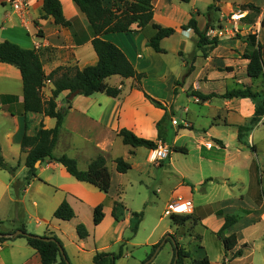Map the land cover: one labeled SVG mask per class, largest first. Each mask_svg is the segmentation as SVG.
I'll return each instance as SVG.
<instances>
[{"label":"crops","instance_id":"1","mask_svg":"<svg viewBox=\"0 0 264 264\" xmlns=\"http://www.w3.org/2000/svg\"><path fill=\"white\" fill-rule=\"evenodd\" d=\"M103 1L107 5L115 1L121 6L117 0ZM25 2L26 11L19 15L8 0H0V42L7 40L27 49L39 44L37 50L41 52L46 74L61 66L76 65L83 69L97 63L89 23L72 0H59L63 16L70 22L66 27L55 24L51 17L42 18L40 0ZM152 4L153 22L175 29L173 35L161 41L166 53H156L147 45L148 38L154 33L150 26L139 29L133 24L130 32L103 35L102 39L114 43L124 52L137 72L145 74L141 89L134 87L133 79L115 75L107 78L106 82L110 86L122 83L118 97L112 98L104 93L74 96L52 151L55 157L66 155L73 158L79 170H86L92 159L102 155L110 174L107 193L89 183L77 181L60 163L49 158L36 166L37 178L24 183L26 167L25 153L20 149L22 136L35 134L40 126L52 129L56 121L38 113L23 115L20 72L12 65L0 62V150L3 160L10 166H16L14 175L0 169V222H7L3 224L7 225L4 233L14 232L20 227L29 232L19 215L11 213L19 205L27 210V205L37 214L35 234L56 236L69 252L72 264H82L79 254L88 253L92 262L96 252L110 253L114 245L122 243L126 230H132L137 221L138 229L144 217L141 212L140 218L131 217L124 206V191L130 181L127 173L140 168L138 163L131 161L143 148L122 143L118 131L126 129L137 137L169 147L168 158L153 164L155 167L166 165L174 177V180H168L170 187L164 198L165 206L176 198L192 204L191 212L184 214L191 219L181 226L173 225L169 217L168 224L157 231L163 217L159 218L135 264L144 262L152 253V247L167 234L176 238L180 247L191 254V259H187L185 264H191L193 258L203 255L210 264H264V147H261L264 138H260V135L264 136V116L251 130L242 132L239 141L238 127L248 125L254 112L250 98L212 97L200 101L191 96V92L220 95L245 87L253 91L263 89L264 71L260 78H250L246 71L249 60L244 55L259 44L263 46L264 58V0H221L217 3L213 0H190L186 3L152 0ZM211 4L217 10L207 16L205 13ZM232 15L239 17L235 19ZM191 16L195 17L200 31L209 24V37L211 30L222 31L218 44L207 51L205 57L196 47V33L189 28L181 29ZM167 42L174 44L169 46ZM170 53L180 57L181 62L174 60L167 64L163 57ZM190 67L191 71L186 75ZM177 81L180 84L175 87ZM175 88L176 95L173 94ZM52 89L51 82L45 84L42 88L45 98L50 97ZM66 94L63 92L56 99L58 108L65 105ZM145 94L164 104L166 110L154 106ZM181 94L194 99L199 108L191 113L188 106L182 107L181 117L185 123L178 127V122L173 125L171 120H174L175 101ZM215 100L219 104H214ZM165 113L169 118L162 128L161 141L156 123ZM186 131L193 133L194 137L180 142V133ZM208 142L210 147H207ZM174 147L183 151H174ZM121 149H126V152L119 155ZM140 154L143 156L142 152ZM179 154L192 156L191 160L184 166H178L175 156ZM118 157L130 164L131 169L126 173L116 171L114 160ZM144 161L149 163L146 155ZM143 182L140 179L138 183ZM64 200L75 213L70 221L53 217L55 209ZM114 202L119 203L117 219L112 215ZM98 205L103 208V219L94 225L93 209ZM43 209L47 212L43 213ZM226 215L236 217V222L224 230V236L234 235L236 238V245L230 250H226L217 237ZM78 223L85 224L88 231L85 239L77 237L75 227ZM67 232L71 240L79 243L78 246L73 241L63 243ZM11 241L0 243V264H41L39 254L26 241L17 242V238ZM69 247H76V250ZM238 250L242 253L235 255ZM161 251L159 264H170L172 243L165 242Z\"/></svg>","mask_w":264,"mask_h":264},{"label":"trees","instance_id":"2","mask_svg":"<svg viewBox=\"0 0 264 264\" xmlns=\"http://www.w3.org/2000/svg\"><path fill=\"white\" fill-rule=\"evenodd\" d=\"M80 11L85 15L93 38L91 44L95 54L97 55V63L93 66H87L79 69L76 65L61 66L46 74L43 70L41 60V52L39 50L22 48L21 46L10 42H0V62L16 67L21 75L23 101V115L29 113H38L55 119V126L52 129H44L42 126L33 135L24 134L21 138L20 149L25 153L24 166L26 167V176L24 183L37 178L36 166L37 162H41L46 158L60 163L65 170L74 177L77 181L89 183L97 187L100 191L107 193L110 187V174L106 166L105 158L102 155H97L90 161L86 170H79L76 161L66 155L55 157L52 154L53 148L57 142L59 129L67 110L71 107V100L68 96L72 92H77V95L90 96L95 93H104L105 95L116 98L121 94L122 83L120 86H110L106 79L111 76H120L122 79L131 78L134 81V87L141 89V81L145 78L144 73L136 71L132 63L128 60L124 52L114 43L102 39V36L108 33L130 32L131 26L136 24L139 29L150 26L154 33L147 40V45L156 53H166L161 47V41L174 34L175 29L171 27H163L153 22V4L152 0H117L121 3L118 6L114 1L111 5H107L103 0H72ZM170 1V0H167ZM180 2H189L190 0H177ZM221 0H213L217 3ZM43 16L42 18H53L55 24L60 26H68L67 21L62 12L59 0H40ZM217 10L214 4L208 6L205 15H209L211 11ZM209 24L206 28L200 31L197 28V21L194 16H191L186 24L181 26L182 30L192 29L198 36L196 47L201 51V55L205 57L207 51L212 50L219 42L217 37L207 36ZM212 29V28H211ZM263 46L259 45L252 52L244 55L249 60L246 71L250 78H260L264 71V58L262 54ZM191 71V67L187 70L186 75ZM50 81L53 89L49 98H45L42 93V88L46 81ZM180 82H175V87ZM67 92L63 107L58 108L56 99L58 96ZM176 88L173 94L176 95ZM191 96L200 101L208 100L212 97L223 99L229 98H250L254 104V112L250 118L248 125L238 127V140L241 141L242 132H247L256 126L264 116V87L260 91H253L250 87H245L236 90H228L223 94H208L203 95L199 92H191ZM145 97L156 107L166 110V106L161 102L151 98L147 94ZM169 115L165 116L156 123L158 131V139L163 141L162 128L166 125ZM25 128L27 129V121L25 120ZM118 136L124 145H129L133 148L143 147L154 149L157 146L156 142L146 140L135 136L131 131L121 129L118 131ZM174 151H183L181 148H173ZM116 171L126 173L131 169L129 163L123 158L118 157L114 160ZM0 169L14 175L16 166L8 165L1 156L0 150ZM18 193L20 192L17 190ZM119 203L114 202L112 215L115 219L116 211ZM135 217L140 218L141 213H134ZM53 217L61 221H70L75 217V213L67 201H62L53 213ZM103 219V208L101 205L93 209V224L97 225ZM173 225L181 226L191 218L188 215H173L170 217ZM138 222V221H137ZM137 222L133 225L132 231L137 229ZM236 222V217L226 215L224 224L217 232V237L222 241L226 250L232 249L236 245L234 235L224 236V230ZM25 235L27 244L34 249L40 257L41 264H70L63 249L62 243L54 235L37 236L28 234L24 227H20ZM77 237L85 239L88 236V231L84 224L78 223L75 227ZM4 234V232H0ZM43 238H52L53 240L45 241ZM174 238V237H173ZM12 238L0 237V243ZM175 246H173V257L171 263L177 255L175 264H185L187 259H191V254L183 250L178 244L176 238ZM170 242V240H166ZM160 242L152 247V253ZM61 250V251H60ZM151 253V254H152ZM241 250L235 252V255H240ZM121 249L117 254L96 252L92 258L93 264H115L116 259L121 257ZM147 257V259L151 256ZM191 264H210L208 258L203 255L193 258Z\"/></svg>","mask_w":264,"mask_h":264},{"label":"rangeland","instance_id":"3","mask_svg":"<svg viewBox=\"0 0 264 264\" xmlns=\"http://www.w3.org/2000/svg\"><path fill=\"white\" fill-rule=\"evenodd\" d=\"M148 30L153 33L150 27H148ZM173 44L174 43H166V45L169 46ZM163 58L167 61V64H170L174 60L175 62H181L180 57H176L171 53ZM150 79L152 80V78ZM214 104H219L218 100H215ZM186 106L189 107L191 113L193 112V110L199 108L197 107L198 105L194 102V99H192L191 97H186L182 94L178 96L175 101V107L173 108V118L174 120H176V122H178V127L184 126L185 120L181 117V108ZM262 132L264 134V131ZM180 134V142L189 141L190 139H192V137H194L193 133H189L187 131L181 132ZM260 138H264V136L260 135ZM261 147H264V143L261 144ZM124 150L126 149H121L118 154H124L126 152ZM139 150L140 152L135 154V156L133 157L134 159L131 162L138 163L140 165V168H135L127 173L128 179L130 181L129 186H127L124 191V206L131 217H133V213L140 212L144 215V217L139 223L138 229L135 234H133L132 230L128 228L125 232L124 240L122 241V243L116 244L111 248L112 250H110V253L113 254H117L120 249L123 250L122 256L119 259H116L115 264H135V259L143 254L146 238L158 223L159 218L163 217L162 214L165 207L164 198L168 188L170 187L169 181L174 180L172 173H170V171L168 172V168L166 165L155 167L153 163H146L144 161V156L147 154V151H144V148H141ZM141 152L143 153V156L142 154H140ZM191 157L192 156H184L182 154L176 155V164L178 166H184L188 161L191 160ZM140 179L144 181L141 184L138 183ZM20 195L21 193L19 192V196ZM25 207L27 210H23V208L19 205L16 208L17 210L14 208L13 210H11V213L13 216L19 215V218L21 219L20 221L26 225L27 230L29 231L27 232L28 234L36 235L34 231V225L36 223L35 217L37 214L32 207L29 208V206L27 205H25ZM42 212L46 213L47 210L43 209ZM168 221H170L169 217H163L162 220L159 221V227L156 228V230H160L162 225L166 226L168 224ZM6 223L7 222H5L4 220L3 222H0V232H4V229L7 227V225L3 224ZM6 241L12 242L11 239ZM24 241H26L24 237H17V242ZM72 241L73 240H71L70 238V233H65L63 243L67 244ZM123 243H125V245H123ZM73 244L77 246L79 245V243H77L76 241H73ZM70 248L76 250V247H69L68 249ZM84 251H87V248H84ZM160 251L150 264H159L162 261V251ZM66 253L67 252L65 251V254ZM79 255L81 256L80 259L82 264H92L91 258H88V253ZM66 256L68 258V262L72 264V258L69 255V252L66 254Z\"/></svg>","mask_w":264,"mask_h":264},{"label":"built area","instance_id":"4","mask_svg":"<svg viewBox=\"0 0 264 264\" xmlns=\"http://www.w3.org/2000/svg\"><path fill=\"white\" fill-rule=\"evenodd\" d=\"M10 3L12 9L15 13L22 15L26 11V2L25 0H8ZM239 15L233 16L232 18L238 19ZM222 36V31H210V37H217L220 38ZM34 48L37 50L40 48L39 44H34ZM50 81H46V83H49ZM171 123L173 125H176V120H171ZM210 142L207 143V147H210ZM170 154V149L167 145L158 142L156 148L154 149H148L146 154V160L149 163H157L160 161H164L168 158ZM192 209V204L190 201L184 200L182 198H176L175 200L169 202L164 210H163V217H171L173 215H184L189 214Z\"/></svg>","mask_w":264,"mask_h":264},{"label":"water","instance_id":"5","mask_svg":"<svg viewBox=\"0 0 264 264\" xmlns=\"http://www.w3.org/2000/svg\"><path fill=\"white\" fill-rule=\"evenodd\" d=\"M76 95H77V92H72L68 96V99L71 100ZM38 164H39V162H37L35 164V166H37ZM24 235L25 234L21 230H15L14 232L0 234V237L17 238L18 236H24ZM167 239L170 240V242L172 243L173 246H175V240H174L173 236L170 235V234L165 235L162 238V240L160 241L159 245L154 250V252L151 254V256L148 259H146L144 262H142L141 264H150L155 259V257L157 256V254L159 253V251L161 250L162 246L165 244ZM43 240L50 241V240H53V239L52 238H43ZM176 259H177V255H175L172 264L176 263Z\"/></svg>","mask_w":264,"mask_h":264}]
</instances>
